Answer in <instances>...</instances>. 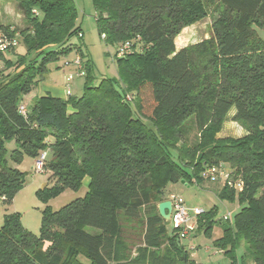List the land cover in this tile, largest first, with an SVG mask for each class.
I'll list each match as a JSON object with an SVG mask.
<instances>
[{"label":"trees","instance_id":"trees-1","mask_svg":"<svg viewBox=\"0 0 264 264\" xmlns=\"http://www.w3.org/2000/svg\"><path fill=\"white\" fill-rule=\"evenodd\" d=\"M92 1L100 36L116 48L118 79L94 84L89 75L82 97L38 98L27 116L24 96L49 63L77 49V9L74 0H15L26 27L0 24L26 48L14 62L4 54L19 42L0 51V199L12 205L25 183L9 164L8 140L17 143L16 163L52 150L44 164L57 192L89 179L84 198L44 211L40 237L6 215L0 264H84L81 255L89 264H202L158 206L167 185L200 184L207 167L220 165L241 186L240 211L233 225L221 223L216 247L231 264H264V42L253 29H264V0H220L210 39L179 50L176 36L209 17L206 0ZM126 44L128 54L118 57ZM231 111L248 129L241 139L218 136ZM219 197L232 201L235 190L225 186ZM214 216H201L198 232L209 235Z\"/></svg>","mask_w":264,"mask_h":264},{"label":"rangeland","instance_id":"rangeland-1","mask_svg":"<svg viewBox=\"0 0 264 264\" xmlns=\"http://www.w3.org/2000/svg\"><path fill=\"white\" fill-rule=\"evenodd\" d=\"M6 1L8 8V13L6 14L7 21L0 22L2 24L12 25L18 31H21L26 27L24 17L18 11L15 0ZM219 2L220 0H206L210 10L209 17L198 21L194 25L185 27L176 36V48L195 45L210 39L212 26L217 22L220 14ZM74 3L77 9L76 14H78L76 22L77 26L81 29V36L74 37L71 40V44L77 49L48 64V73L43 79L37 82L38 84L32 92L23 98L29 101V106L33 104L35 97L46 85L56 87L59 89L56 94L63 95L61 88L67 83L66 78L69 75H74L73 80L69 81L73 98L83 96L87 76L89 75L95 78L94 84H99L105 78L112 80L118 79V69L115 62L116 48L114 46H108L99 34L93 1L74 0ZM253 29L264 42V29L256 25L253 26ZM18 42L19 46L15 50L4 54L7 60L10 59V61L14 62L17 58L16 55L23 56L25 54L26 48L22 43V39L19 38ZM78 56L81 58L84 72L86 73L84 77L77 76V69L73 65ZM13 70L6 71L5 74L10 72L14 73ZM89 70L90 72H88ZM133 99V94H130L128 100L132 104ZM233 113L234 111H231L228 119L222 124V130L218 134L220 138L232 137L241 139L248 135V129L244 125L234 121ZM49 140L53 141L52 137ZM5 146L9 164L25 174V183L16 194L12 205L7 206L0 199V229L5 222L6 215H18L22 226L37 237H40L44 211L49 209L57 212L69 203L84 198L88 191L89 179H85L82 187L79 189H67L63 192H57L54 189V181L50 179L51 172L48 169L44 172H37L35 167L36 159L26 155L22 157L20 163L14 162L11 155L13 150L17 148L15 140L6 141ZM45 152L47 154L46 162L48 164L53 159V152L50 148ZM224 186L225 180L218 178L215 181L204 179L200 184L194 181L190 185L179 181L177 184L171 183L167 185L165 190L167 200L173 197H181L185 200L186 206L190 211L194 208H199L206 212H214V220L216 222H214L215 225L209 235H205L204 232H198L197 229L191 237L182 240V244L187 248L195 247L193 251H190L192 259L202 264H231L232 262L227 253L217 249L216 243L222 238L223 217L231 213L233 218L230 224L233 225L234 217L240 211L239 190H235L236 197L234 200L222 199L219 197V191ZM168 226L169 230L173 229L171 223H168ZM88 230L92 231L90 228ZM234 250L237 259H240L244 253L243 247L239 246ZM80 260L84 264H89L87 257L84 255H81Z\"/></svg>","mask_w":264,"mask_h":264},{"label":"built area","instance_id":"built-area-1","mask_svg":"<svg viewBox=\"0 0 264 264\" xmlns=\"http://www.w3.org/2000/svg\"><path fill=\"white\" fill-rule=\"evenodd\" d=\"M105 36H103V39ZM18 45V42L16 39H9L6 37L3 33H0V51L1 52H7L13 47H16ZM130 45L126 44L123 47L120 48L119 52H117L118 57H124L128 54ZM69 64V63H68ZM74 67L77 69V76L84 77L85 72L83 68V64L81 61V58L79 56L73 63ZM74 75L67 76V83L65 84V93L66 97L72 96V90H71V84L69 81L73 80ZM27 107L21 106L20 107V113L23 116H27ZM47 154L46 152L40 153V156L36 159L35 167L37 172H44L45 171V164L46 163ZM203 179L208 180H217L218 178L220 180H225V186L229 189L234 188V190L238 189L240 191L241 186L239 183H237L234 180V175L231 171V169H228L227 167L220 165V166H213V167H207L202 175ZM224 186V187H225ZM172 202V214H171V221L172 228L178 232L180 235V239L183 240L184 238H189L193 235L194 232L198 229V220L201 216L205 215L206 211H203L199 208H194L193 210H189L186 206L185 200L181 197H173L170 199ZM233 215L231 213H228L223 217V221H232ZM189 251H193L195 247H188Z\"/></svg>","mask_w":264,"mask_h":264},{"label":"crops","instance_id":"crops-1","mask_svg":"<svg viewBox=\"0 0 264 264\" xmlns=\"http://www.w3.org/2000/svg\"><path fill=\"white\" fill-rule=\"evenodd\" d=\"M7 1L6 0H0V21H7V17H6V14L8 13L7 11V6H6V3ZM0 24H2L0 22ZM4 25H8V24H4ZM184 47H181V48H177V50L179 49H182ZM58 90L56 87H53L51 85H46L44 88L41 89V91L39 92V94L35 97L34 101L38 98H41V97H44V96H47V95H51V96H54V97H59V98H63V99H67L66 97V93H65V86H63V88H61V91H62V94L63 95H58L56 93H58ZM24 105L26 107H29V101H26L24 99ZM234 115V113H233ZM89 184V182H88Z\"/></svg>","mask_w":264,"mask_h":264},{"label":"water","instance_id":"water-1","mask_svg":"<svg viewBox=\"0 0 264 264\" xmlns=\"http://www.w3.org/2000/svg\"><path fill=\"white\" fill-rule=\"evenodd\" d=\"M159 213L161 217L167 222L170 223L171 221V212H172V202L170 200H166L159 204L158 206Z\"/></svg>","mask_w":264,"mask_h":264}]
</instances>
